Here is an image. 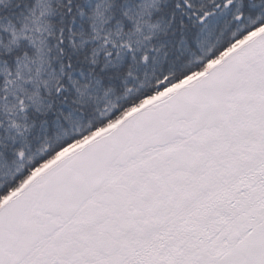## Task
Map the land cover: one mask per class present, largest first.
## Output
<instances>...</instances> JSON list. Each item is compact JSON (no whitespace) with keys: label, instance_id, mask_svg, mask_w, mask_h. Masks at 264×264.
Masks as SVG:
<instances>
[{"label":"snow or ice","instance_id":"1","mask_svg":"<svg viewBox=\"0 0 264 264\" xmlns=\"http://www.w3.org/2000/svg\"><path fill=\"white\" fill-rule=\"evenodd\" d=\"M0 264H264V0H0Z\"/></svg>","mask_w":264,"mask_h":264},{"label":"trees","instance_id":"2","mask_svg":"<svg viewBox=\"0 0 264 264\" xmlns=\"http://www.w3.org/2000/svg\"><path fill=\"white\" fill-rule=\"evenodd\" d=\"M117 91H118V89L113 87V92L109 94V97L110 98L113 97L117 93ZM38 132H39V127L36 126L32 129H30L28 135L29 136L36 135V134H38ZM37 146H38V142L33 144V147H37Z\"/></svg>","mask_w":264,"mask_h":264}]
</instances>
